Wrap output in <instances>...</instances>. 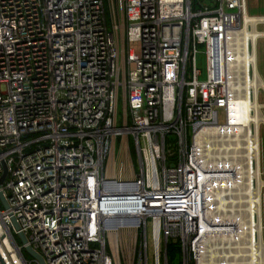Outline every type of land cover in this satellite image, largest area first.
Segmentation results:
<instances>
[{"label":"built area","instance_id":"obj_1","mask_svg":"<svg viewBox=\"0 0 264 264\" xmlns=\"http://www.w3.org/2000/svg\"><path fill=\"white\" fill-rule=\"evenodd\" d=\"M115 1L0 0V264H39L26 246L44 264H249L259 128L234 107L262 79L230 55L247 1ZM117 147L129 179L108 175Z\"/></svg>","mask_w":264,"mask_h":264},{"label":"bare ground","instance_id":"obj_2","mask_svg":"<svg viewBox=\"0 0 264 264\" xmlns=\"http://www.w3.org/2000/svg\"><path fill=\"white\" fill-rule=\"evenodd\" d=\"M259 21L264 22V18H250L248 16H245L242 21V24H243L242 27L238 30V33L236 35L231 37V40H230V45L232 46L230 55L233 56L239 63H241L245 69H246L247 64L248 63L250 64L252 62V65L254 64L253 69H255L256 71H257V68H256L257 46L256 45L258 44L257 41L261 37H264V33H257V31L253 29L254 25L258 23ZM248 46H250L253 49V51H255V58L253 55L246 54V48ZM249 85L254 89L252 91H249L247 89L245 92V95L249 96L251 103L247 104V102L244 100L241 103H238L237 105H235L234 108L238 116V119L244 123L253 122L252 129H255L257 133V130L259 128V123L260 122L264 123V117L261 113V109L259 111L257 86H261V84L255 73H254V84H249ZM261 107L263 109L264 105H262ZM251 110L253 111V114L249 113ZM258 147H259V144L258 142H256V149L259 154ZM112 169H113V164L111 163L110 165L111 172L109 170L108 175H113ZM262 184L264 185V183ZM262 184H261V179L259 181V179L257 178V186L260 187ZM258 232H259V225H258ZM263 250H264V244L261 243L260 236H259L257 252H255L254 255L251 256V258L249 259V264H264V259L261 254Z\"/></svg>","mask_w":264,"mask_h":264},{"label":"rangeland","instance_id":"obj_3","mask_svg":"<svg viewBox=\"0 0 264 264\" xmlns=\"http://www.w3.org/2000/svg\"><path fill=\"white\" fill-rule=\"evenodd\" d=\"M247 1V9H248V17L250 18H264V0H246ZM114 6H116L117 8L120 9L119 6V2L114 0ZM252 9V11L250 10ZM256 13H261L260 16L254 15ZM251 28V27H250ZM253 29L255 31H257V33H264V22L262 23H256L253 27ZM249 41V40H247ZM257 53H256V65H257V72L259 74V76L261 77V79L263 81L260 80V84L261 86L263 85L262 82H264V37H261L258 41H257ZM133 49H136V47H133ZM201 50V47L199 48ZM197 68L201 71L202 76L200 77V79H204L205 78V64H204V57L201 54L197 55ZM251 82V83H250ZM249 84H254V79L252 81H250ZM255 87V86H254ZM257 96H258V105H259V111L261 109V113L264 117V108L262 109V105H264V91L263 90H259V92H257ZM261 107V108H260ZM221 119V117H220ZM262 120V119H260ZM259 141H260V159H261V184L264 183V126L260 125L259 127ZM134 152L135 149L133 148ZM116 155L114 158V171L116 173V178L117 179H129L130 178V170H129V166H128V159L126 158V156H124V152L123 150H119V148L117 147L116 150ZM133 160L134 163L136 165V167L138 168V162L136 161V157L133 154ZM110 167V165H109ZM108 167V169H109ZM1 207V205H0ZM262 230L261 233L263 232V240H264V187L262 188ZM19 242V241H18ZM148 242L150 243V241L148 240ZM263 244V243H262ZM257 252V251H256ZM258 254V253H256ZM153 253L152 250L150 248L149 245V261H151V257H152ZM263 260V259H262Z\"/></svg>","mask_w":264,"mask_h":264},{"label":"water","instance_id":"obj_4","mask_svg":"<svg viewBox=\"0 0 264 264\" xmlns=\"http://www.w3.org/2000/svg\"><path fill=\"white\" fill-rule=\"evenodd\" d=\"M1 166H2V175L0 176V189H1V186H2V184L4 182L6 174H7V168H6V165H5L4 161H1ZM0 205L4 209L7 208V204L5 202V199H4L1 191H0ZM12 223H13V226H14L15 230L18 231V226L16 225L14 220H12ZM18 239H19L21 244H23V245L26 244V240H25L24 236L21 233L18 234ZM24 251L29 257H31L32 259L37 260V262L39 264H44L42 259L29 246H26Z\"/></svg>","mask_w":264,"mask_h":264},{"label":"trees","instance_id":"obj_5","mask_svg":"<svg viewBox=\"0 0 264 264\" xmlns=\"http://www.w3.org/2000/svg\"><path fill=\"white\" fill-rule=\"evenodd\" d=\"M166 251H167V260H168V262L176 261L178 259L177 258V256L179 255L178 249H177L176 246H174V244L172 242H170L167 245V250ZM174 264H178V263H174Z\"/></svg>","mask_w":264,"mask_h":264},{"label":"crops","instance_id":"obj_6","mask_svg":"<svg viewBox=\"0 0 264 264\" xmlns=\"http://www.w3.org/2000/svg\"><path fill=\"white\" fill-rule=\"evenodd\" d=\"M251 11H252V9H250ZM263 10H264V8H263ZM258 14V16H260L261 15V13H256V14H254V15H257ZM116 150H117V148H116ZM119 150H120V148H119ZM117 153V152H116ZM116 155V154H115ZM115 158V157H114ZM114 165H115V163H114V159H113V169H112V173H113V175L115 174V171H114ZM110 172H111V170H110Z\"/></svg>","mask_w":264,"mask_h":264}]
</instances>
